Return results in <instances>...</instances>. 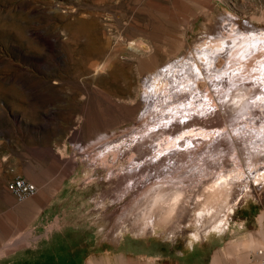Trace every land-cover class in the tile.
Here are the masks:
<instances>
[{
  "label": "rangeland",
  "instance_id": "374dc122",
  "mask_svg": "<svg viewBox=\"0 0 264 264\" xmlns=\"http://www.w3.org/2000/svg\"><path fill=\"white\" fill-rule=\"evenodd\" d=\"M203 46L216 49L206 66L217 73L218 89L234 83L257 86L260 93L247 115L224 111L220 118L212 107L216 81H201L193 85L189 99H177V107L189 102L184 112L175 107V114H160L168 104L148 101L146 77L153 80L164 64L193 55L206 62ZM194 72L199 73L195 68ZM156 109L159 121L153 118ZM146 114L166 131L174 125L169 131L173 136L187 129L185 124L199 122L195 127L204 128L207 137L194 156L180 154L163 163L152 161L154 151L139 155V160H151L135 177L138 183L130 188L117 178L111 185L108 178L127 172L131 155L122 159L121 147L115 144L96 150L91 145L136 127ZM185 114L190 121L181 125ZM151 122L144 125L148 130ZM131 142L130 138L123 146ZM253 142L264 149V0H0V264L8 250L24 245L34 233L37 209L48 198L44 191L21 200L10 183L24 177L49 185L55 193L51 196H58L69 172L80 185H89L93 198L90 216L97 219V230L89 240L93 252L88 261L107 257L106 264H264L259 223L263 219L264 224V181L253 180L252 195L226 232L203 234L193 248L187 246L189 250L184 247L195 229L187 221L192 199L178 210L181 227L174 232L167 222L149 223L138 232L131 216L124 215L134 206L140 186L150 182L179 176L169 187L184 189L189 199L199 191L205 167L213 175L237 166L246 169L236 163ZM65 155H71L72 166L64 161ZM167 163L175 172L163 168ZM180 204L183 207V201ZM99 230L108 237L103 243L98 242ZM121 230L124 239L112 240ZM250 234L258 239L259 254L236 249L235 243Z\"/></svg>",
  "mask_w": 264,
  "mask_h": 264
},
{
  "label": "bare ground",
  "instance_id": "6f19581e",
  "mask_svg": "<svg viewBox=\"0 0 264 264\" xmlns=\"http://www.w3.org/2000/svg\"><path fill=\"white\" fill-rule=\"evenodd\" d=\"M213 41L211 40L210 44H212ZM213 50L214 48L209 47V46H205L204 48H202V50H200V52H203L206 58L208 57V60L206 59L207 60L206 62H204V60L201 59V55L200 56L193 55L192 59H188V58L186 59L185 57L184 59L180 61H176L170 64L168 63L164 64L163 66L160 67L159 71L156 74H154L153 72L154 74L153 80L151 79L150 75L146 77L145 95H147L148 101L149 99L150 100L156 99L158 102L160 101L162 103L163 101V103L168 104L167 108L164 109V111L159 110L160 114L166 113L167 110H169V112L171 113L175 110L178 111L177 110L178 107H179L180 112L187 111V109L189 108V105H188L189 102L188 103L183 102L182 107L180 106L177 107V106H174L175 104L177 105L176 100L179 98H183V97L189 99L190 96H188V94L192 96V93L195 90L193 85L197 83L199 84L201 81H204V83L205 82L213 83L216 81V78L218 77L217 73L214 72L210 66H208L209 63H212L213 57L215 55L214 52L216 49L214 51ZM206 64L208 65L206 66ZM194 68L197 71H199L198 74H195ZM248 84L250 83L248 82ZM208 85L207 87H209ZM215 85H216V90L213 91V93H216V98L214 100L215 102L212 103L213 105L212 107L214 108V110L216 109L215 111L218 112L220 118H222L225 113H229V112L230 113L234 112V114L236 113L237 115L239 114L247 115V110L251 109L252 100H255V96L260 93L255 88L257 87L255 85L254 87V86H249L247 84L234 83L231 87L228 85L229 87L227 89H222V90L218 89L219 83H217V81ZM175 107L177 108L174 109ZM225 109H228V111H226ZM224 111L225 113L223 114ZM147 112H149V110ZM156 113L157 115L153 117L155 118L154 120H158V121L161 120L160 118L161 116L158 117L159 113L157 109H156ZM167 114L168 113H166V115ZM173 114L175 113L173 112ZM146 115L143 116V119L142 121H140L141 123L139 125L137 123L136 127H133L130 129L128 128L126 132L123 133L122 131L121 134L115 133L116 135L102 137L99 139V142L97 141L98 143L95 142L93 143V145H91L96 150L98 149V147L99 149L103 147V144L104 146L106 145L109 146V144L112 146V144H115L114 146L116 148L118 146L121 147L120 151L118 150L119 151L118 156L120 155L122 159L125 158V156H127L129 153L131 155V157L128 159L129 166L127 168V172L123 173L122 171L123 174L122 173L120 174L121 172L120 171L119 173H116L115 175L113 174L112 176H110L108 178V182H110V184L114 183V180L117 178H120L121 180L124 179L123 181L125 183L130 184L129 185L130 188L131 186H134L136 182L138 183V180H136L135 177L136 178L140 177V173L141 172L143 173V170L145 169L144 164L148 162L150 163V160H151L149 159L150 158L149 157L147 159L144 158V160L140 159L141 160L140 161L139 155L143 157L149 151H154L155 154L153 153L154 156L152 154L153 156L152 161L153 160L155 161V159L157 160L160 159V161H162L163 163L166 161H170L169 159L172 160L173 156L177 158L178 155L180 154H182V156H194V154L195 155L198 154L197 153L198 147L203 142L202 140L205 137H207V132L204 128L195 127V125H197V123L199 122L185 124V122L190 121L189 118H191L189 117L188 119H186L188 117V114H185L183 116L185 119L182 121V124H181V125L185 124L184 128H187V129H184L183 131L178 132V134H176L175 136L169 134V131L172 130L173 127L175 128L174 125L172 126L171 129L169 128V130L166 131L164 129L165 125L162 124L161 127L160 126L157 127L156 122L158 121H155V122L154 120L152 122L150 121L149 118L153 116L154 114L151 115L150 117ZM235 117L236 116H234V118ZM150 122L153 124V127L152 129L148 130L147 128H145L144 125L148 126ZM172 124L173 123H170V125ZM149 126H151V124ZM130 138L132 142L127 146L125 144L126 146L125 148L123 146V143L127 142L128 139ZM258 146L260 145L253 142L250 146H246L247 153L245 157H241L242 155H239V158L236 164L237 165L240 164V166L241 165L246 166V169L244 168V170H242L241 168L237 166V168L233 169L232 171L223 170V171H220L219 173L217 172L218 174L216 173L215 175H213L211 171L209 172L210 169L208 170V168L204 166L205 168L202 171L204 173L201 174V179L198 181L201 183L200 189L197 193L192 191V193L194 192L195 194L194 193L193 195L191 194L192 197H190L189 199H187L189 193L187 195L184 189H176L171 186L169 187V185L171 184L172 185L177 184L174 182V180L179 179V176L177 177L172 176L171 180H159L156 182H150L146 184L145 186H143V188L140 186V188L142 189L139 188V192L135 195V204L133 206L134 208L130 207L131 210H128L127 212H125L124 215L126 217L131 216L134 227L136 228L138 232L139 231L143 232V230H145L148 227L149 223L154 225L155 223H164V222H167L170 227L169 229L174 232L176 229L181 227L180 221L179 219H177L178 210L180 208H187V205H189L190 203L189 202L190 199H192L191 204L193 205L190 204L192 212L190 211V213L187 214L189 218L188 219L186 218V219L188 223H192V225L195 226V229L192 230L190 240L189 242H187V244L185 245L186 247L184 248H187V246L188 247L190 246L193 248L194 240L198 241V239H200L203 234L207 236L208 233L212 231H216V233L226 232L230 226L231 220H233V218L237 215L238 213L237 211L239 207L242 206V203L246 201V198L248 197V195H252V193H250L249 191H252L253 180L254 182L258 184H263V181H264V149L263 148L260 149L261 146L260 147ZM103 150L106 151L107 149L106 150L103 149ZM189 159L190 161L192 160L191 158ZM202 162H204V160H202ZM104 165H107V164H104ZM160 166L163 167L162 165ZM163 168H168L167 169L169 170L168 172L171 171L170 174L175 172L176 170V168L170 167L169 163H167L165 167ZM249 174H252L251 179H250ZM141 176H144V175H141ZM128 180H132V183H129ZM135 187H133V189H135ZM137 188H138V185H137ZM120 191L121 189H119V192ZM126 191L129 192L130 189L127 188ZM127 192H124L125 193L124 195H126ZM124 195L123 196L121 195V196L124 197ZM182 201H183V207H182V204H180V202ZM251 208L252 206L248 205V212L251 211ZM130 220L128 221L130 222ZM262 220L260 219L259 223H260V227L262 229L261 230L262 235L264 238V229H263L264 224ZM122 230H126V227L125 229H122ZM122 230L112 235L114 237L112 238V240L114 239V241H118V243L122 241V239H124V234L122 233ZM97 237L99 238L98 242L100 243L101 242L103 243V241L105 240V237L103 236V231L102 232L99 231ZM257 240L258 239L254 235L250 234L248 235V238L235 243L236 249H243V250L249 249V251L250 250L256 251L257 254H259L258 253L259 251L256 250V246L258 244ZM181 252L185 254L184 251L181 250L180 253ZM262 253L264 252L262 251ZM108 258L110 257L108 256ZM96 259L97 258H94L92 259V261L96 263ZM103 262H107V259L106 260L104 259Z\"/></svg>",
  "mask_w": 264,
  "mask_h": 264
},
{
  "label": "crops",
  "instance_id": "0c3cea01",
  "mask_svg": "<svg viewBox=\"0 0 264 264\" xmlns=\"http://www.w3.org/2000/svg\"><path fill=\"white\" fill-rule=\"evenodd\" d=\"M65 147L67 152V145ZM71 155H65L64 161L72 166ZM70 173L63 178L58 196H51L55 193L49 185L30 181L37 187L35 195L48 191V198L37 209L34 233L24 245L8 250L2 264H73L75 259L78 264H106L103 259L98 263L92 261L94 258L88 261L93 252L89 240L97 230V219L90 216L93 198L88 194L91 191L89 185H80Z\"/></svg>",
  "mask_w": 264,
  "mask_h": 264
},
{
  "label": "built area",
  "instance_id": "2783aa9c",
  "mask_svg": "<svg viewBox=\"0 0 264 264\" xmlns=\"http://www.w3.org/2000/svg\"><path fill=\"white\" fill-rule=\"evenodd\" d=\"M12 192L21 200L33 197L37 193V187L34 183L23 177H18L10 183Z\"/></svg>",
  "mask_w": 264,
  "mask_h": 264
}]
</instances>
